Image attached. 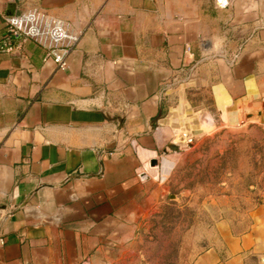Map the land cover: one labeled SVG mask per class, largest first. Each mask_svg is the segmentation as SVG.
<instances>
[{"label": "crops", "instance_id": "crops-1", "mask_svg": "<svg viewBox=\"0 0 264 264\" xmlns=\"http://www.w3.org/2000/svg\"><path fill=\"white\" fill-rule=\"evenodd\" d=\"M220 2L0 0V34L32 8L80 34L67 70L30 40L0 53V264H106L161 196L165 146L264 119V0ZM213 231L188 264H264V199Z\"/></svg>", "mask_w": 264, "mask_h": 264}, {"label": "rangeland", "instance_id": "rangeland-1", "mask_svg": "<svg viewBox=\"0 0 264 264\" xmlns=\"http://www.w3.org/2000/svg\"><path fill=\"white\" fill-rule=\"evenodd\" d=\"M185 137L175 155L162 194L137 225L134 237L114 248L106 264H188L213 243L214 225L230 221L243 229L248 215L264 199V119H242ZM184 138V137H182Z\"/></svg>", "mask_w": 264, "mask_h": 264}, {"label": "built area", "instance_id": "built-area-1", "mask_svg": "<svg viewBox=\"0 0 264 264\" xmlns=\"http://www.w3.org/2000/svg\"><path fill=\"white\" fill-rule=\"evenodd\" d=\"M217 4L223 8L227 5L220 0H217ZM79 39L80 34L70 31L64 21L32 8L4 18V31L0 34V53H11L22 41L30 40L44 51L43 62L52 61L58 69L67 70L68 57ZM186 49L190 51V47Z\"/></svg>", "mask_w": 264, "mask_h": 264}, {"label": "water", "instance_id": "water-1", "mask_svg": "<svg viewBox=\"0 0 264 264\" xmlns=\"http://www.w3.org/2000/svg\"><path fill=\"white\" fill-rule=\"evenodd\" d=\"M13 16H15V15H7L6 17H13ZM57 53L58 54H61V52L60 51H57ZM168 148L169 149H171L172 151H176L177 149H178V147L176 146V145H168ZM157 164V161L156 160H152L151 162H150V166L151 167H153V166H155Z\"/></svg>", "mask_w": 264, "mask_h": 264}, {"label": "trees", "instance_id": "trees-1", "mask_svg": "<svg viewBox=\"0 0 264 264\" xmlns=\"http://www.w3.org/2000/svg\"><path fill=\"white\" fill-rule=\"evenodd\" d=\"M248 229V224L246 225V227L245 228H243V229H236L235 227H233V231L234 232H243V231H245V230H247Z\"/></svg>", "mask_w": 264, "mask_h": 264}, {"label": "bare ground", "instance_id": "bare-ground-1", "mask_svg": "<svg viewBox=\"0 0 264 264\" xmlns=\"http://www.w3.org/2000/svg\"><path fill=\"white\" fill-rule=\"evenodd\" d=\"M184 138L186 137V136H183ZM184 144V143H183ZM185 145V144H184Z\"/></svg>", "mask_w": 264, "mask_h": 264}]
</instances>
